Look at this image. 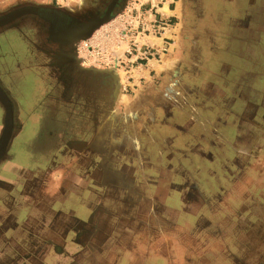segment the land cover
Segmentation results:
<instances>
[{"label": "rangeland", "instance_id": "1", "mask_svg": "<svg viewBox=\"0 0 264 264\" xmlns=\"http://www.w3.org/2000/svg\"><path fill=\"white\" fill-rule=\"evenodd\" d=\"M23 1L77 9L85 0H0V12ZM5 29L0 80L27 121L0 161V213L10 216L9 229L0 226V264H264V0H126L75 44L81 66L117 74V111L136 90L155 97L165 83L173 103L164 113L155 109L158 117L140 135L131 127L125 139L115 120L97 132L104 136L90 153L111 172L108 181H124L105 190L120 207L104 211L100 203L108 201L91 178L87 185L101 199L70 191L49 208L72 210V219L59 221L55 236L44 221L29 220L24 243L16 225L36 211L26 201L45 193L33 188L48 181L44 170L61 161L62 148L91 135L92 124L74 118L87 111L61 106L54 94L38 105L45 88L28 77L35 66L18 57ZM29 114L48 124L37 132ZM73 169L85 179L92 174ZM8 237L15 245H3Z\"/></svg>", "mask_w": 264, "mask_h": 264}, {"label": "flooded vegetation", "instance_id": "2", "mask_svg": "<svg viewBox=\"0 0 264 264\" xmlns=\"http://www.w3.org/2000/svg\"><path fill=\"white\" fill-rule=\"evenodd\" d=\"M82 3L83 4H80L81 6H79V8L75 9L74 7L59 4L58 2H15L3 8L4 10L0 12V15H2L0 16V27L7 28L4 31L9 32L11 35L12 46L15 51L19 53L18 57H21L20 59L25 64L35 66V77H37V80L40 84H43L42 86L45 88L42 92L40 103L38 104H43V102L47 101V99L51 98V95L54 94L57 100L61 99V106L62 104H64V106L76 104L78 108L87 111L85 116L77 114L74 118H80L79 120L82 119V121H91V133H93V131L99 133L105 130L108 128L106 127L108 122L111 120L114 122L115 120L119 122L120 131H122L121 135H123L125 139L128 138V136L130 137L128 130L131 127L135 128V130L138 128L137 131L140 135V133H142V125L150 124L158 117V113L156 112L158 109L161 108L162 113H164L165 108L167 109L170 105L172 106L173 100L170 98V95L174 93L173 87L165 83L161 88H158L157 85L154 84L157 87V95H155V97L152 96L153 93L149 94L148 92H143V90L142 93L135 89L136 91L133 97L136 96V99L134 103L127 106L124 103L119 104L121 110L117 111L115 107V94L116 90H119L117 74L115 72H109L108 70H93L81 66L74 52V46L77 42L82 40V38H71L73 36L72 32L75 33L77 31H72L67 35L64 29H61L60 37L62 39H60L53 27L55 25L58 26V23L62 22H66L64 24H69L68 21L71 20L70 23L72 26H75V24L78 27L81 26L80 30H83L82 33H85L90 24L93 26L101 19L105 20L103 23L112 19L122 10L126 0H85ZM45 6L49 8H44ZM19 11H21V14L18 13L17 15L16 12ZM11 13H16L10 17L11 20L9 18L1 20ZM35 15L38 16L36 17L38 19L35 18ZM81 22L89 23H84L85 25H82L80 24ZM103 23H100L97 27ZM55 33L56 36H54ZM17 45H20V49L16 47ZM136 87L139 88L140 85ZM163 94H166V96L164 97ZM119 95L123 96L124 94L119 92ZM160 98L163 100L166 99V101H162ZM12 99L14 103L17 104L15 98L12 97ZM90 106L93 108L92 112H89ZM0 108L3 114L1 105ZM112 108H114L115 111H112ZM155 109L156 111H154ZM114 114L115 116L113 117ZM67 115L66 112L65 117H67ZM96 120L97 122L100 121V126L102 128L101 130L99 129V131L93 128ZM103 125L104 127H102ZM18 129L19 124L16 126V132ZM98 133L93 138L94 140L102 136Z\"/></svg>", "mask_w": 264, "mask_h": 264}, {"label": "crops", "instance_id": "3", "mask_svg": "<svg viewBox=\"0 0 264 264\" xmlns=\"http://www.w3.org/2000/svg\"><path fill=\"white\" fill-rule=\"evenodd\" d=\"M27 74L29 77L31 75L32 76L35 75V72H29V73L27 72ZM35 78H37V77H35ZM34 81H35V79H34ZM37 82L40 86L43 85V84H40L39 81H37ZM130 99H132L131 102L125 104L126 106L129 104H133L136 98L133 99V97H132ZM22 110H23L22 107H19V109H18V107L16 105V113L18 114V111H20V113H19L20 116H21ZM112 111H115V109L112 108ZM31 112L33 113V111H31ZM28 117H29L28 119H30V123H32L34 126L37 127L36 128V130H38L37 132L40 131L41 126L43 127V125H44V127H46V125L48 124V123H46V120H43V119L41 120V118H39V119L35 118L34 116H30V114ZM20 118L21 117H18V115L15 117V123H16L15 127L18 126V124L20 123L18 131L17 132L15 131L16 133H19L22 125L24 123L26 124V121H27V120H25V121L23 120V122H22V120H20ZM2 120L4 121V114H3ZM3 121H2V126L0 124L1 130L3 127ZM98 122H100V121H98ZM38 124H39V126H38ZM99 126H100V123H99V125H97V120H96L95 121V129H98ZM36 130H35V132H36ZM91 134L92 135H90L88 138L86 137V138H82V139L77 140V143H75L73 141L68 143L69 146H68L67 150H66V148H62L64 150V156H62L63 158L61 159V161H59L54 167L47 169L48 172H46L44 170L45 175H46L45 178L47 177L48 181L45 182L44 184H40L37 188H36V186H35V188H33L34 190L38 189V191H37L38 194L39 193L41 194L44 191L45 192L43 194L44 196H42V195L34 196L33 195V198L32 197L28 198V200L26 202L29 204L30 207H32L36 211L33 214L30 213L29 215L25 216L23 219H21L20 224L16 225V228L21 229V231H23V233H24L23 241H21V242L24 243V238L26 237V234L32 236V234L30 232V227H29L30 225H28L29 220L36 221V222H40V221L43 222L44 221L45 224L42 227L44 228V230H47L50 235L55 236V234H57V233H59V231H61L62 228H61L59 221H61L62 219H66L68 217L72 219L71 214L73 212H72V210L68 211L67 209H63L62 211H54L53 212V211H50L49 205H51L55 202H58V201L61 202L63 199L65 200L66 196L69 195L70 191H72V192L77 191L78 192L79 190L86 189L90 193L94 194L95 196L98 195L97 197L100 198L99 194H100L101 190L96 191L94 189L89 188V186L87 185V182L91 178H94L95 182L98 184V186H96V188L103 189L101 192H104L103 196H104L105 202L108 201V203L106 205H104V207H102L101 203H100V207L102 209H104V211L108 210V212L110 209V212H112V213L118 207H120L121 202L114 203L115 201H111L112 199H114L115 196L111 197L110 199H107L105 197V195H106L105 190L111 188L112 184H114V185L117 184V187H120V184H123L124 181L122 179H119V178H116V180H114V181H108L106 179L107 176L110 175L111 172L109 170L104 169L103 164L95 162V158L93 159V157H94L93 155L95 153H93V155H92L90 153V151L94 150L93 146L95 145L94 144L95 140L93 138L96 136L95 131H93V133H91ZM101 135L104 136L103 134H101ZM120 135H121V132H120ZM124 145H126V144H124ZM68 152H69V154H68ZM103 154H105V153H103ZM74 165L79 167V169L89 168L90 170H92V174L90 172L89 175H87L86 172H84V170H83V172L86 174L87 178L85 179L84 178L85 175L83 174L81 176L80 173H78L79 174V176H78L73 171ZM41 171H43V170H41ZM134 171L135 170L129 171V173H133L135 175ZM25 173H28L30 176L32 174V172H30V171H26ZM0 185H2V184L0 183ZM36 185H37V183H36ZM115 199L117 200L116 197H115ZM63 201H62V203H63ZM112 203H114V205ZM96 205L94 206V209H95ZM125 205H126V203H125ZM114 206H115V208H113ZM49 212H51L50 213L51 217H48V215H47V213H49ZM95 213H96V210H95ZM91 214H94V210L92 211ZM114 214H115V212H114ZM37 217H39V218H37ZM9 219H10V216L7 213V211H4V210L1 211V213H0V226L1 227L3 226L2 227L3 229L4 228L9 229L10 226H9V224L6 223ZM27 227H29V228H27ZM72 227L73 226H71L70 228H66L67 232ZM7 229H4V230H7ZM25 232H27V233H25ZM40 232H42V230L41 231L39 230V232H38L39 237L42 235L43 236L45 235V234H43V232L42 233H40ZM4 235H5V233H4ZM2 240L4 241V244H3L4 246H6L8 243H12V244L15 243L14 238H12V237L3 238ZM72 241H73V239H72ZM25 248L26 247L22 248V250H25ZM28 251H31V248Z\"/></svg>", "mask_w": 264, "mask_h": 264}, {"label": "water", "instance_id": "4", "mask_svg": "<svg viewBox=\"0 0 264 264\" xmlns=\"http://www.w3.org/2000/svg\"><path fill=\"white\" fill-rule=\"evenodd\" d=\"M44 8H49L47 6H45ZM52 8V7H51ZM54 9V8H53ZM38 17L35 15V18ZM38 19V18H36ZM40 19V17H39ZM105 22L104 19H101L99 20L95 25L91 26L89 28V30L87 31L86 34H84L83 36L82 35H78L76 37H79V38H82V39H85L87 38L91 32L100 24V23H103ZM75 37V38H76ZM0 91L2 92V94L4 95V99L8 102V103H12V107L10 109V104H7L8 105V108H9V112L8 114H6V121H8V125H10V129L7 127L5 128H2L3 130L0 131V161L4 159L5 157V154H6V151H7V148L9 146V143H10V140H11V137L14 135L15 131H16V127H15V117H16V105L11 97V95L9 94L8 90L2 85V83L0 82ZM2 109H3V114H4V107L6 106V104H0ZM4 106V107H3ZM3 114H2V118H3ZM3 121V120H2ZM11 121H13L14 123L11 124ZM4 127V125H3ZM13 127V129H12ZM12 130V131H11Z\"/></svg>", "mask_w": 264, "mask_h": 264}, {"label": "bare ground", "instance_id": "5", "mask_svg": "<svg viewBox=\"0 0 264 264\" xmlns=\"http://www.w3.org/2000/svg\"><path fill=\"white\" fill-rule=\"evenodd\" d=\"M27 11V10H26ZM25 11V12H26ZM21 11H19V12H16L17 13V15H18V13H20ZM23 12H24V10H23ZM16 13H11V14H9L8 16H5L4 18H2L1 20H6V19H10V17H12L13 15H15ZM7 14V13H6ZM5 14V15H6ZM21 14V13H20ZM108 14H109V11H108ZM107 14V15H108ZM0 16H2V15H0ZM106 16V15H105ZM44 17V16H43ZM45 19V18H44ZM69 19V18H68ZM11 20V19H10ZM65 21V20H64ZM68 21V20H67ZM71 21V20H70ZM70 21H68L69 22V24H64V23H66V22H62V23H58V26H54L53 28L55 29V31H56V33H57V36L60 38V39H62L61 37H60V30L61 29H64V31L66 32V34L68 35V34H70L72 31H77V32H75V33H73L72 32V37L71 38H74V37H76V36H78V35H84V34H86L87 33V31L89 30V28L91 27V25L92 24H90V26H89V28H88V30L85 32V33H82L83 32V30H80L81 29V26H77L75 23V26H72V24L70 23ZM60 22V21H59ZM53 23H54V21H53ZM84 23H89V22H81L80 24H82V25H85ZM62 24V25H61ZM51 25V24H50ZM66 25H69V26H66ZM79 31H81V32H79ZM56 33H55V35L54 36H56ZM64 36V35H63ZM61 41V40H60ZM63 41V40H62ZM0 104H6V106L4 107V121H3V125H4V127H2V128H5V127H7L8 126V128L10 129V125H8V121H6V114H8V112H9V108H8V105L7 104H10V109H11V107H12V103H8L5 99H4V95L2 94V92L0 91ZM14 122L13 121H11V124H13ZM12 129H13V127H12ZM3 130V129H2ZM12 131V130H11ZM0 145H1V143H0Z\"/></svg>", "mask_w": 264, "mask_h": 264}]
</instances>
